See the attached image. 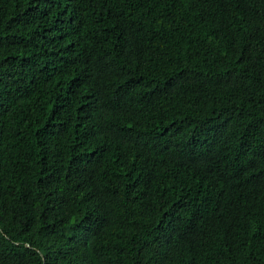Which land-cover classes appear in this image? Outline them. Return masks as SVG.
I'll return each instance as SVG.
<instances>
[{
	"label": "trees",
	"instance_id": "obj_1",
	"mask_svg": "<svg viewBox=\"0 0 264 264\" xmlns=\"http://www.w3.org/2000/svg\"><path fill=\"white\" fill-rule=\"evenodd\" d=\"M0 264H264V0H0Z\"/></svg>",
	"mask_w": 264,
	"mask_h": 264
}]
</instances>
